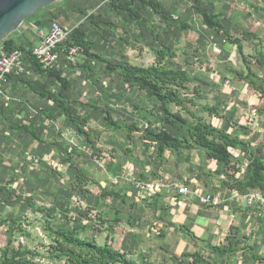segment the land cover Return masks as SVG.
<instances>
[{"label": "rangeland", "instance_id": "1", "mask_svg": "<svg viewBox=\"0 0 264 264\" xmlns=\"http://www.w3.org/2000/svg\"><path fill=\"white\" fill-rule=\"evenodd\" d=\"M63 1V5L69 1ZM84 1V0H83ZM86 1V0H85ZM160 2L164 8L167 16L180 21H190L192 29L182 32L173 23L166 20L165 16L155 15L150 9L140 8L135 6V9L140 12L142 18L131 17L127 12L117 10L104 11L103 14L99 13V9L103 1L89 0L86 3H81L82 10L85 11V18L83 26L87 21L86 17L91 14L98 15V20L102 21L99 26L92 25L88 19V37L93 42L94 51L103 55L107 60L113 64H120L123 66H150L155 63V51L162 49H170L176 52L177 58L167 61V65L175 67L181 66L189 62V69L193 74L195 81L189 85L187 91L192 92L195 88L206 89L205 97L201 98L200 104L210 103L212 105L224 104L230 107H237L241 105L243 94L240 90L238 95L234 98L222 97L219 92L230 94L237 84L246 87L248 91L254 94L255 92L246 82H240L235 79L236 69H245L241 55L238 48L230 45L225 37V34L232 35L242 40L244 45L245 54L251 58V66L258 74L260 79L264 80V68L261 67L255 56L259 51L264 53V0H156ZM204 7L216 14L224 16V29L223 31L216 32L208 29L203 25L202 19L197 11L198 6ZM86 19V21H85ZM74 24L79 25L77 22H68V26ZM94 64L92 78L87 73V67ZM63 77L71 81L72 89L67 93L71 94V100L68 101L69 107L73 110L78 118L91 116V126L94 128L101 127L105 124L104 114L99 110L93 109L92 105H105L109 107V111L114 119L127 120L130 122H137L141 131L146 132L147 127L150 125L149 121L139 115L138 109L145 108L152 110L154 115L150 118L155 127H161L168 130L172 134L177 135L183 133L184 125L176 121L175 124L164 122V112L156 100H150L147 96L134 88H129L123 83L117 74L113 71L105 69L101 63L95 62L91 59H84L78 52L70 56L64 54L58 63ZM43 76V82L55 91L60 88L54 84L53 79H49L46 75ZM200 78H199V77ZM203 78V79H201ZM96 80L94 82L93 80ZM230 82V87L226 88L225 84ZM216 86V87H213ZM112 95L116 99H110L104 95ZM249 94V92H247ZM120 95L122 97L120 98ZM259 96L261 102L255 103L252 109L257 111L261 117L260 123L264 120V93ZM67 101V100H66ZM232 104V105H231ZM174 112H180L183 116L187 117L188 110L197 112L199 107L187 105L186 111L174 105H171ZM21 112H14L13 118L17 116L14 122H11V128L14 132V127L24 123L34 125L40 136L47 138L50 144H43L34 141L35 151L40 154L42 162L36 163V171L33 175L24 172V178L27 184H21L19 191L15 189L14 193H8L10 187H0V220L2 218H9L11 222L20 223L21 229L16 231L11 230L7 225H0V257L4 250L9 248L12 253L29 249L36 250L43 254L46 253V245L49 244V239L46 236L43 228L46 221V214L49 210L58 212L59 217H62L63 210L69 208L68 215L72 218L75 225L77 223H91L93 221V229L96 228L100 232L108 230L109 220L103 225L99 220L98 212L108 210L113 213V208L121 205L117 201L107 200L105 203L96 204V195L100 193L102 187L107 186L106 179V165L107 159H97L96 157L89 158L90 154L76 155V162L91 170L89 172L93 175L96 183L87 186L86 189L89 193L82 191L78 188L71 191L75 181L74 173H67L70 165L64 164L67 155L62 153L61 150H68L76 148L80 144V138L75 132H78L70 122L65 120L61 110L54 108L57 113L55 120L50 121L48 117L43 115V106L37 104V108L26 111L21 109ZM46 110V109H45ZM13 112V111H12ZM228 112V111H227ZM228 112V113H229ZM223 113L225 111L223 110ZM207 120L210 118L206 113L202 114ZM23 120V121H22ZM12 124L14 126H12ZM49 129L45 131V127ZM72 126V127H70ZM249 137L247 140L254 141L255 135L259 132L258 129L247 126ZM25 132V131H24ZM61 132L62 134L58 133ZM24 136V135H22ZM35 140L32 135L30 136ZM256 140L254 145L260 143ZM49 147L52 151L51 156H45L44 149ZM79 147V146H78ZM22 148L24 149L23 145ZM97 148L109 154H113L117 160L125 163L124 152L126 148H132L134 155L142 154L144 161L157 163V158L153 159L156 155L155 149L147 150L146 145L142 139L136 136L132 139L128 138L126 133L113 134L105 133L101 142L97 143ZM115 151V153H114ZM27 152V150L25 151ZM91 152V151H90ZM89 152V153H90ZM24 156V151H22ZM39 157V156H38ZM26 165H29L32 160H28L25 155ZM123 163V164H124ZM126 165V163H125ZM166 163L163 165V167ZM61 173V176L53 174L50 169ZM55 167V168H54ZM139 170L135 171L136 174L141 173V166H136ZM24 168V167H23ZM139 179V178H138ZM137 179V180H138ZM99 181L100 183H97ZM123 191L127 192L125 184H118ZM111 189L114 186L109 184ZM7 190H5V189ZM68 188V189H67ZM85 188V187H84ZM17 192V193H16ZM16 196H21L24 201L32 202L37 206H42L46 209L45 213H39L33 205H28L22 202H17L14 199ZM114 205V206H113ZM92 208V209H91ZM95 211H94V209ZM145 212V220H149L152 224L155 220H151ZM62 219V218H61ZM93 237L96 241L100 238L94 230L85 232L83 237ZM103 236V234H102ZM101 237V236H100ZM107 240V239H106ZM121 238H114L112 241L120 242ZM111 240H109L110 242ZM101 242V241H100ZM103 243V242H102ZM101 245V244H100ZM139 261H143L140 256ZM45 264L47 260H43Z\"/></svg>", "mask_w": 264, "mask_h": 264}, {"label": "trees", "instance_id": "2", "mask_svg": "<svg viewBox=\"0 0 264 264\" xmlns=\"http://www.w3.org/2000/svg\"><path fill=\"white\" fill-rule=\"evenodd\" d=\"M65 2L67 0H64ZM85 1V0H84ZM89 1V0H86ZM98 1V0H97ZM105 1V0H99ZM63 2V1H60ZM82 0H71L66 6L62 18L52 16L47 20L37 21L38 16L52 11L57 4L52 5L44 10L38 12L35 16L28 18L26 23H32L35 21V26L46 27L49 21H60L63 25H67L68 22H82L84 20L85 11L81 8ZM60 4V3H59ZM135 6L140 8L150 9L155 15H162L166 17L170 23H173L182 32L192 29L190 21H180L167 16L164 12L162 4L156 0H109L105 5L101 6L99 13L103 14L104 11L117 10L121 12H127L131 17L142 18ZM197 11L202 19L203 25L210 30L216 32H222L224 29V16L222 14H216L210 10L201 7L197 8ZM91 14L85 19V26L74 24L77 26L70 35V38L62 44L57 51L70 56L73 49H77L78 53L84 57V59H91L95 62L101 63L105 66V69L113 71L117 74V77L125 83L129 88H134L137 91L145 94L148 99L156 100L162 111L164 112V122L175 124L176 121L184 125L183 133L175 136L169 131L164 130L161 127H155L150 118L154 115L152 110L145 108H139L138 113L140 116L149 121L147 131L143 132L139 128L137 122H130L127 120L114 119L111 112L108 109V105H92L93 109L99 110L104 114L105 124L101 125L103 128H94L91 126L92 117L86 116L84 118H78L73 110L69 107L68 101L71 100V94L67 93L72 89L71 81L68 78L63 77L62 70H46L43 68L36 59H31L35 71L40 75H46L47 78L53 79L54 84L60 86L57 91L44 85L38 89L35 86H30L32 90L39 94L40 97L48 101H53L55 108L61 110L65 120L70 122L78 133L76 134L80 138L81 146H89L93 151L90 158L97 157V159H107L108 170L121 171L123 164L119 163L114 155L100 151L97 148V143L101 142L105 133L120 134L126 133L128 138L136 136L142 139L146 145L147 150L156 149L157 168H162L167 162L166 153H178L182 149H199L205 152L206 159L210 161L220 162L222 170L216 175L220 180L221 190L232 191L242 196H247L254 190L258 191L264 196V142H260L254 145L250 140H247L248 128L241 129V126H237L235 123L228 120L223 113L220 105H212L210 103L200 104L201 98L205 97L203 89L195 88L192 92L187 91V88L195 79L189 69V62L184 63L181 66L176 65L170 67L167 65V61L177 58L175 51L170 49H162L155 51L154 55L156 61L150 66H123L120 64H113L110 60H107L103 55L94 51L93 42L88 37V24L90 19L92 25L99 26L102 21L98 20V15ZM84 15V16H83ZM16 33L11 35L0 46H5L9 51L17 49L19 46L15 43ZM226 40L230 45H234L238 48V52L241 55L245 69L235 70V79L240 82H246L251 89L255 92L264 93V80L260 79L258 74L253 70L251 66L250 56L245 54L244 45L242 40L232 35L225 34ZM257 63L264 68V53L259 51V54L255 56ZM94 64H90L87 67V73L92 78ZM199 77V76H198ZM200 78V77H199ZM203 79V78H201ZM96 82V80H93ZM29 82V81H28ZM30 83V82H29ZM31 84V83H30ZM28 85V84H27ZM29 86V85H28ZM216 87V86H213ZM104 95L110 99H116L112 95ZM122 95H120V98ZM67 100V101H66ZM171 105H174L180 109L186 111L187 105L199 107L197 112H191L188 110L187 117L183 116L180 112H174L171 109ZM206 113L210 120H207L201 115ZM43 115L49 119H54V112L43 107ZM214 120V121H213ZM217 121H228L229 124L241 130V134L234 135L224 128H220ZM217 123V122H216ZM45 127V126H44ZM16 131L22 130L32 135V137L43 144H50L51 142L47 138L40 136L34 125L24 123L14 127ZM47 131L48 126L45 127ZM79 147L70 148L68 150H61L62 153L67 155L66 163H68L73 169H75V181L71 191L82 189L83 192L88 189L92 183H96L87 173L84 166L78 164L75 160L76 155H85ZM115 153V151H114ZM47 154V153H46ZM124 155L126 156V162L133 165H140L143 169L144 164L142 160L134 155L131 148H126ZM35 163H41L42 159L36 157ZM65 163V162H64ZM124 163V165H125ZM55 168V167H54ZM54 170L53 167L50 172L61 176V173ZM207 173V172H206ZM208 174V173H207ZM212 175V174H209ZM11 184H7L11 190H7L8 193H14L12 188L19 179L13 178ZM14 183V184H13ZM85 187V188H84ZM76 192H74L75 194ZM109 198L113 201L121 200L123 204L130 207L145 206V208L152 210L158 203V197L150 199H142L141 202H136L128 196L126 191L120 192L116 190L102 189L98 196V204L106 202ZM17 202H22L28 205H33L39 213H45L44 207L37 206L32 200L28 202L24 201L21 196H16L14 199ZM69 208L63 210L62 219L57 214L49 210L46 214V221L44 225V232L49 239V244L46 245V253L43 254L36 250L24 249L15 253L7 248L4 250L0 257V264H45L43 260H47V264H145L144 257H141L143 261H139L138 257H135V253L130 249L120 250L114 247L112 243L107 240L104 244H98L93 237H83L85 232L94 230L97 234L100 233L96 228L93 229V221L91 223H77L74 224L72 218L68 215ZM92 209V208H91ZM94 209V208H93ZM112 223L121 222L123 218L119 217V210L113 208ZM95 211V209H94ZM109 212L102 210L98 212V218L104 225L107 222ZM0 225H7L11 230L16 231L21 229L20 223L11 222L9 218H2ZM173 226V224H172ZM175 226V225H174ZM180 230L188 231L187 227L178 226ZM108 239V238H107ZM210 256L212 254H234L236 249L234 244L219 246H208ZM205 257L202 253L186 254L185 257H192V264H198L201 261H208L209 257ZM257 258V256H255ZM211 263V262H209Z\"/></svg>", "mask_w": 264, "mask_h": 264}, {"label": "crops", "instance_id": "3", "mask_svg": "<svg viewBox=\"0 0 264 264\" xmlns=\"http://www.w3.org/2000/svg\"><path fill=\"white\" fill-rule=\"evenodd\" d=\"M70 2L71 0L65 5L63 2H59L60 4L58 3L52 11L38 16L37 21L47 20L52 16L62 18V14ZM83 2L86 3L82 0ZM33 24L35 21L24 24L16 32L14 39L18 46L35 47L40 44L42 36H44L42 34L48 32V24L44 28ZM41 84H45V82H43V76L37 72L30 80H14L9 87L11 101L7 104L4 100H0V187H6L7 184H11L10 181L13 178H17L19 182L14 185L12 190L17 189L18 192L21 184H27L24 172L33 175L37 166L34 162L35 158L39 156L38 158L41 159L33 145L36 140H33L30 134L22 130L14 132L11 128V122L17 118V116L13 118L14 112H21V109L29 111L31 108H37V104L53 111L54 115L58 116L54 110L53 101L43 99L30 87L35 86L38 89L40 87L38 85ZM240 90L246 94L240 101L241 105L231 107V112H229L230 107L223 102L217 105H220L222 111H225L224 114L229 121L244 129L247 128L249 113L254 111L252 106H255L256 102H261L259 98L261 95L248 91L241 84H237L230 94H224L222 91L219 94L225 97V101L227 97L237 96ZM203 91L207 90L203 89ZM50 121L54 122L55 120ZM215 121L217 123H214L218 124L220 128H224L234 135H239L242 132L233 128L228 121ZM262 122L259 130L261 133L255 135L252 143H256V140L264 142V120ZM12 126L14 125L12 124ZM247 131L249 130L247 129ZM178 135L177 133L175 136ZM26 150L27 152H25ZM22 151H24V156ZM44 153V157H48L51 156L52 151L46 147ZM25 155L29 161L32 160L29 165H26ZM135 156L139 157L144 164L141 173L136 174L135 171L139 170L137 165L129 162L124 165L121 160H118L123 164L121 171L108 170L107 162L105 182H108V185H113L114 189L108 185L102 189L116 190L118 188L120 192H124L118 184H125V186L127 185L126 193L136 202H141L142 199L151 200L157 196L158 203L152 211L143 205L133 208L123 204L121 200V203L117 201L118 205L122 204L116 209L120 212L119 217L123 219L121 222L112 223V216L109 212L107 220H109L110 226H108V230L98 234L100 238L97 241L98 244H104L107 240H111L110 243L117 249H130L135 253V256L142 254L141 257H144L145 264H192L193 258L185 257L186 254L192 255L200 252L207 257L210 256L208 246L231 243L236 249L234 254H212L208 261H201L198 264H264V204L257 201L255 207L249 206L247 196L221 190L219 188L220 180L216 175L222 170L220 162L206 159L205 152L199 149H182L176 154L168 151L166 165L162 168H157L154 161L151 163L144 161L142 154ZM124 158L126 160L125 155ZM153 159H156V155ZM64 162L66 164V160ZM72 169L70 166L67 173H74ZM86 171L94 180L93 175L89 173L91 170L87 169ZM138 182H154L157 188L149 191L137 190ZM173 182L188 186L191 192L186 196L180 195L177 190L169 187ZM97 183L100 182L97 181ZM253 192L258 191L254 190ZM99 194L96 195L93 207L98 204ZM200 194H219L220 202L217 205H204L200 201ZM145 212L150 218L153 215L151 220H155L154 224L145 220ZM178 226L187 227L188 231L180 230ZM116 237L121 238L122 241L114 243L112 239Z\"/></svg>", "mask_w": 264, "mask_h": 264}, {"label": "built area", "instance_id": "4", "mask_svg": "<svg viewBox=\"0 0 264 264\" xmlns=\"http://www.w3.org/2000/svg\"><path fill=\"white\" fill-rule=\"evenodd\" d=\"M109 0H105L102 5H105ZM84 22H80L81 25ZM78 26V25H77ZM75 25H63L58 20L50 21L47 28L48 32L42 34L39 45L32 47L29 45L19 46L13 51H9L5 46H0V100H4L7 104L11 101L10 84L14 80L32 79L35 74V67H32L31 59H36L46 70L60 69L58 63L62 56L59 47L67 42L70 35L77 27ZM77 49L71 51L76 54ZM226 88L230 87V82L225 84ZM261 117L257 111H251L247 117V126L258 129L261 126ZM85 154L93 152L89 146L79 147ZM91 151V152H90ZM90 152V153H89ZM154 182H138L136 184L137 190H153L157 188ZM170 188L177 190L180 195H188L191 190L188 186L173 182L169 185ZM200 201L204 205H217L220 202L219 194H200ZM249 206H256V202L264 204V196L259 192H251L247 195Z\"/></svg>", "mask_w": 264, "mask_h": 264}, {"label": "water", "instance_id": "5", "mask_svg": "<svg viewBox=\"0 0 264 264\" xmlns=\"http://www.w3.org/2000/svg\"><path fill=\"white\" fill-rule=\"evenodd\" d=\"M62 0H0V44L18 32L28 18Z\"/></svg>", "mask_w": 264, "mask_h": 264}]
</instances>
